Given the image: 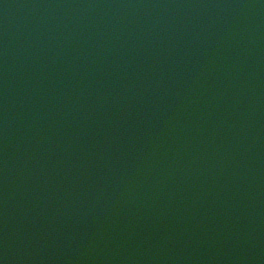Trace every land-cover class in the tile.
<instances>
[{
	"label": "water",
	"instance_id": "obj_1",
	"mask_svg": "<svg viewBox=\"0 0 264 264\" xmlns=\"http://www.w3.org/2000/svg\"><path fill=\"white\" fill-rule=\"evenodd\" d=\"M0 264H264V0H0Z\"/></svg>",
	"mask_w": 264,
	"mask_h": 264
}]
</instances>
